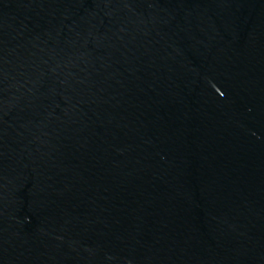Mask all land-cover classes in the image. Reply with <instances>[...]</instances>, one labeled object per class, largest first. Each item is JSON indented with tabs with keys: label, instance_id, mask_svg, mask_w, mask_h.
<instances>
[{
	"label": "water",
	"instance_id": "obj_1",
	"mask_svg": "<svg viewBox=\"0 0 264 264\" xmlns=\"http://www.w3.org/2000/svg\"><path fill=\"white\" fill-rule=\"evenodd\" d=\"M0 264H264V0H0Z\"/></svg>",
	"mask_w": 264,
	"mask_h": 264
}]
</instances>
